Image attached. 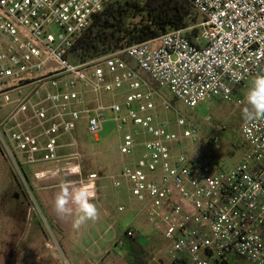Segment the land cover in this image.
Masks as SVG:
<instances>
[{"label": "built area", "instance_id": "built-area-1", "mask_svg": "<svg viewBox=\"0 0 264 264\" xmlns=\"http://www.w3.org/2000/svg\"><path fill=\"white\" fill-rule=\"evenodd\" d=\"M116 1L0 0V86L19 81L0 97L34 88L32 96L16 101L20 105L13 118L30 111L39 123L40 136L47 140L45 163L59 161V136L71 134L82 114L99 142L107 122L103 112L111 111L122 155L131 156L139 147L143 152L109 179L115 188L126 183L146 212L164 218L168 240L181 255L175 263L264 264V121L242 123L249 152L239 163L229 169L209 165L185 152L183 142L195 143L197 134L179 113L180 134L169 121H160L158 92L142 75L192 109L206 100L242 105L247 83L264 74V0H189L203 17L195 26L201 28L196 43L187 35L191 27L73 64L69 53L78 39ZM45 70L48 74H41ZM45 86L55 92L32 102ZM125 87L130 94L123 104L103 103L104 93L114 96ZM160 106L173 109L165 100ZM221 131L224 126L216 130ZM4 134L6 148L24 152L29 165L37 162L40 136L23 128L11 132L7 142ZM220 141L216 136L209 144ZM13 159L22 168L16 155ZM97 180L98 174H91L81 184L94 190ZM157 229L164 228L159 224ZM127 232L138 239L131 229Z\"/></svg>", "mask_w": 264, "mask_h": 264}, {"label": "rangeland", "instance_id": "rangeland-1", "mask_svg": "<svg viewBox=\"0 0 264 264\" xmlns=\"http://www.w3.org/2000/svg\"><path fill=\"white\" fill-rule=\"evenodd\" d=\"M130 1L146 2V0ZM198 23L202 24L201 18ZM198 28L201 30L200 27ZM41 74L47 75L48 71L45 70ZM142 75L158 92L156 103L159 105L160 121H169L170 129L180 134L184 130L179 129L175 123L179 113L196 132L195 143L191 139L183 142L185 152L197 154L209 165L223 169L235 166L248 154L249 146L240 134V127L245 120L243 118V110L247 106L245 100L242 105H238L237 100L232 103L206 100L192 109L169 90L158 88L146 74ZM18 84L19 81H10L7 85L0 86V93L10 91ZM251 86L252 82H248L243 91L244 98ZM46 91L55 92L54 89L45 86L42 95L34 96L32 102L41 100ZM33 93V87H26L11 91L7 97H0V143H2L3 131L8 137L11 132L23 128L37 136L41 135L39 123L30 116V111L19 112L13 118L20 105L16 101L18 99L24 101ZM129 94L128 88L125 87L114 96L104 93L102 101L106 106L113 102L123 104ZM87 97L94 98L92 94ZM164 100L171 105L172 110L166 111L160 106ZM3 104H6L5 107H2ZM74 109L82 108L76 106ZM103 115L107 122L99 142H96L88 131L86 114H82L75 122L76 128L71 134L60 135L58 140V155L68 158V163H81L85 168L83 175L85 179L92 172L102 178L98 184L102 189L99 193L104 198L99 201L96 198L93 200L99 209V219L96 222L90 221L79 229L73 226L75 212L71 216H61L56 213L54 199L59 189L48 188L61 186L66 181L73 180L75 175H65L78 173V168L71 167L72 171L61 170L59 175L52 173L54 177L57 175L61 177L58 180L49 179L53 176L37 180L29 168H21L14 163L13 155L21 159V162L25 161L24 152L19 150L11 152L2 143L10 163L6 164L0 155V264H88L87 260H99L98 254L106 255L110 250L111 241L118 239V233L121 235L127 229L134 231L146 247L149 257L144 261L147 264H175L174 258L181 257L168 240L164 218L155 217L150 211L146 212L145 205L133 197L125 183L118 189L107 179L112 174L120 175L124 165L131 164L133 160L139 158L143 149L137 148L131 156L122 155L119 150V135L113 120L114 115L111 111H105ZM19 124L22 128L18 126ZM220 126H224L225 131L216 132ZM216 136L221 140L218 146L209 144V141ZM46 141L45 137H39L41 146L46 145ZM175 149L180 152L178 146H175ZM41 155L43 152L40 153V157ZM40 187L47 189L43 190L44 192L37 191L36 189ZM120 207L124 208L123 212L119 211ZM159 224L163 226V230L157 229ZM235 264L249 263L238 260Z\"/></svg>", "mask_w": 264, "mask_h": 264}, {"label": "trees", "instance_id": "trees-1", "mask_svg": "<svg viewBox=\"0 0 264 264\" xmlns=\"http://www.w3.org/2000/svg\"><path fill=\"white\" fill-rule=\"evenodd\" d=\"M200 18L203 22V17L189 0H146L144 3L118 0L97 16L78 39L69 53V60L75 65L85 64L169 32L198 26ZM200 32L195 27L187 35L196 43ZM123 243L129 264H147L144 259L149 256L142 243L130 237L128 232L123 236Z\"/></svg>", "mask_w": 264, "mask_h": 264}, {"label": "clouds", "instance_id": "clouds-1", "mask_svg": "<svg viewBox=\"0 0 264 264\" xmlns=\"http://www.w3.org/2000/svg\"><path fill=\"white\" fill-rule=\"evenodd\" d=\"M246 107L243 118L249 123L264 121V74L257 75L246 96ZM95 191L87 185L62 184L54 199V209L58 215L71 216L74 212L76 218L73 226L79 229L88 222L99 219V209L93 202Z\"/></svg>", "mask_w": 264, "mask_h": 264}, {"label": "crops", "instance_id": "crops-1", "mask_svg": "<svg viewBox=\"0 0 264 264\" xmlns=\"http://www.w3.org/2000/svg\"><path fill=\"white\" fill-rule=\"evenodd\" d=\"M4 132L5 131H3V133ZM4 135H5V137H4L5 141H9V137H8V135H7L6 132H5ZM3 148L4 147H3L2 143H0V155H1L2 159H3V161L6 164L9 165V163H10V161L8 160L9 158L7 157V155H6V153H5V151H4ZM40 148H41V151L39 153H37V156H36L37 162L35 164L29 165V164L26 163V159H25L24 162H21V159H19L20 160V163L22 165V168H29L31 170V172H32V175L35 177V179L40 180V179H45L46 177L49 178L50 176H53L54 173H57L58 174L59 172H61V170H63V171L66 170V169L71 170L72 169L71 167H73V168L75 167L76 169L78 168V170H79L78 173H75V174L72 173V174H69V175H65V176H70V175L73 176V175H75L74 176V179L71 180V181L69 180V182L66 181V180H64V181H66V184H68V185H73V184H80V185H82L81 184L82 180H85V177L83 176L85 174L84 173L85 168H84V166L81 163H68L67 162L68 158L61 157L60 155H59V161L54 162V163H45V162L42 161V156L44 155V151L42 150L43 149V146L40 145ZM42 152H43V155H41V157H40V153H42ZM91 174H97V173L92 172L89 175H91ZM58 175H57V177L56 176L55 177L53 176L52 178L50 177L49 179L58 180V179L61 178ZM113 175L114 174H112L111 176H113ZM109 178H110V176L107 178L110 181ZM100 181H102V178L99 176V180H97L96 186L94 188V191L96 193L95 198L98 201L99 200H102L104 198V196L103 195H100V193H99L102 190L101 187H100V185L98 184ZM111 184H112V182H111ZM125 185H126V183H125ZM123 186H124V183H123ZM51 187H53V188L56 187V188L59 189L60 186L59 185L58 186L56 185V186H50L48 188H51ZM56 188H54V189H56ZM45 189H47V188L46 187L45 188L40 187V189H36V190L37 191L40 190L41 192H44L43 190H45ZM118 189H120V188H118ZM120 208H123V207H120ZM104 212L107 213L106 211H104ZM128 230H130V229H127L121 235H119V233H118V239H114V241H111L110 250L106 253V255H102V253L101 254H98L97 256L99 257V260H87L88 261V264H129L127 262V260H126V257H127V248H126V245L123 243V236H124V234ZM136 240H138L140 242L139 238L136 239ZM142 245H144V244H142ZM121 252L124 253V254L122 255ZM102 258H103V260H102Z\"/></svg>", "mask_w": 264, "mask_h": 264}]
</instances>
